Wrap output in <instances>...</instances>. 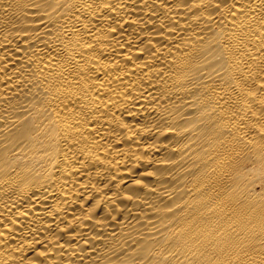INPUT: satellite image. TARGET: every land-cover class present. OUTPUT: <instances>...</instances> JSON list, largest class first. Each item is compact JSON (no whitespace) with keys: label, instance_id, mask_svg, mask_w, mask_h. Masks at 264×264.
Masks as SVG:
<instances>
[{"label":"bare ground","instance_id":"6f19581e","mask_svg":"<svg viewBox=\"0 0 264 264\" xmlns=\"http://www.w3.org/2000/svg\"><path fill=\"white\" fill-rule=\"evenodd\" d=\"M0 264H264V0H0Z\"/></svg>","mask_w":264,"mask_h":264}]
</instances>
